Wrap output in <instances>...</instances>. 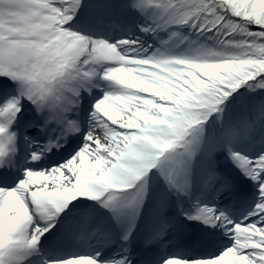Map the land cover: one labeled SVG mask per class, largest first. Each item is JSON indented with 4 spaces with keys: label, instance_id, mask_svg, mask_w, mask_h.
Segmentation results:
<instances>
[{
    "label": "snow or ice",
    "instance_id": "obj_1",
    "mask_svg": "<svg viewBox=\"0 0 264 264\" xmlns=\"http://www.w3.org/2000/svg\"><path fill=\"white\" fill-rule=\"evenodd\" d=\"M0 264H264V0H0Z\"/></svg>",
    "mask_w": 264,
    "mask_h": 264
}]
</instances>
